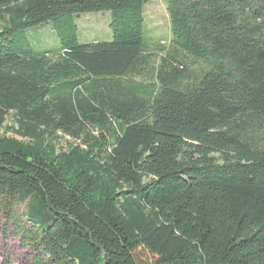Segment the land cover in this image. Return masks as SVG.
I'll list each match as a JSON object with an SVG mask.
<instances>
[{"label": "trees", "instance_id": "obj_1", "mask_svg": "<svg viewBox=\"0 0 264 264\" xmlns=\"http://www.w3.org/2000/svg\"><path fill=\"white\" fill-rule=\"evenodd\" d=\"M148 1L0 0V218L31 264H264V0H163L155 65Z\"/></svg>", "mask_w": 264, "mask_h": 264}, {"label": "rangeland", "instance_id": "obj_2", "mask_svg": "<svg viewBox=\"0 0 264 264\" xmlns=\"http://www.w3.org/2000/svg\"><path fill=\"white\" fill-rule=\"evenodd\" d=\"M143 18L147 52L151 54L152 65H155L159 55L166 53L164 48L167 47L166 40L169 35V18L165 2L149 0L144 6ZM76 23L81 40L93 41L108 35L106 27L109 23L106 13L82 15L76 19ZM29 35L34 42H39L38 46L42 49L51 50L55 47L49 26H41L29 31ZM7 124H10V121H7ZM58 144L60 149H65L72 142L68 138H61ZM20 210L24 208L21 207ZM2 225L3 220L0 218V264H31L34 253L24 247L19 237H11L10 234L5 233Z\"/></svg>", "mask_w": 264, "mask_h": 264}]
</instances>
